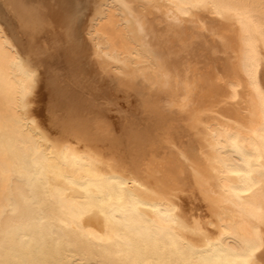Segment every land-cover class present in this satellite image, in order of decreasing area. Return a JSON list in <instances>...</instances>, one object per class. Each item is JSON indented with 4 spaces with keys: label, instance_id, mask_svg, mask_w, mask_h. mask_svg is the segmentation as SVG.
<instances>
[{
    "label": "bare ground",
    "instance_id": "1",
    "mask_svg": "<svg viewBox=\"0 0 264 264\" xmlns=\"http://www.w3.org/2000/svg\"><path fill=\"white\" fill-rule=\"evenodd\" d=\"M249 243L264 262V0H0V264Z\"/></svg>",
    "mask_w": 264,
    "mask_h": 264
},
{
    "label": "snow or ice",
    "instance_id": "2",
    "mask_svg": "<svg viewBox=\"0 0 264 264\" xmlns=\"http://www.w3.org/2000/svg\"><path fill=\"white\" fill-rule=\"evenodd\" d=\"M257 69V65L254 62H249L247 59L245 61V71L246 73L249 74L250 76V81L252 84V87L259 91V88L255 82V76L254 73ZM239 174V173H237ZM245 175H249L248 173H245ZM260 245L255 244V243H249L246 244L244 249L242 250L240 258L243 259L244 264H250L251 261L255 260V253L259 250ZM261 264H264V262H261Z\"/></svg>",
    "mask_w": 264,
    "mask_h": 264
},
{
    "label": "rangeland",
    "instance_id": "3",
    "mask_svg": "<svg viewBox=\"0 0 264 264\" xmlns=\"http://www.w3.org/2000/svg\"><path fill=\"white\" fill-rule=\"evenodd\" d=\"M47 101V96H46V91L42 90L41 94H40V98H39V104L38 107L41 108L45 105L46 101Z\"/></svg>",
    "mask_w": 264,
    "mask_h": 264
}]
</instances>
